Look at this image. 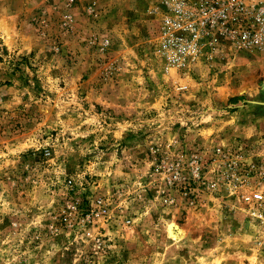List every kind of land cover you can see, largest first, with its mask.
Here are the masks:
<instances>
[{"label": "rangeland", "instance_id": "1", "mask_svg": "<svg viewBox=\"0 0 264 264\" xmlns=\"http://www.w3.org/2000/svg\"><path fill=\"white\" fill-rule=\"evenodd\" d=\"M159 1L0 0V264H264L227 198L165 181L264 144V54L168 69Z\"/></svg>", "mask_w": 264, "mask_h": 264}, {"label": "built area", "instance_id": "2", "mask_svg": "<svg viewBox=\"0 0 264 264\" xmlns=\"http://www.w3.org/2000/svg\"><path fill=\"white\" fill-rule=\"evenodd\" d=\"M156 9L157 53L174 72L189 74L216 54H264V0H160ZM188 157L168 163L166 183L185 194L210 190L227 198L251 226L254 249L264 259V144L251 148L234 140L214 146L207 158L197 149ZM92 204L103 208L104 200Z\"/></svg>", "mask_w": 264, "mask_h": 264}, {"label": "bare ground", "instance_id": "3", "mask_svg": "<svg viewBox=\"0 0 264 264\" xmlns=\"http://www.w3.org/2000/svg\"><path fill=\"white\" fill-rule=\"evenodd\" d=\"M180 228L178 227V225H176L175 223H170L168 225V232L169 234L174 237V238H178L180 237Z\"/></svg>", "mask_w": 264, "mask_h": 264}, {"label": "crops", "instance_id": "4", "mask_svg": "<svg viewBox=\"0 0 264 264\" xmlns=\"http://www.w3.org/2000/svg\"><path fill=\"white\" fill-rule=\"evenodd\" d=\"M252 53H257V52H252ZM252 53H251V54H252Z\"/></svg>", "mask_w": 264, "mask_h": 264}]
</instances>
